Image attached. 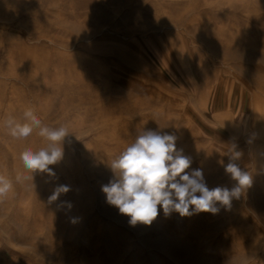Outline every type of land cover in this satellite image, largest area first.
Returning a JSON list of instances; mask_svg holds the SVG:
<instances>
[{"label": "rangeland", "instance_id": "obj_1", "mask_svg": "<svg viewBox=\"0 0 264 264\" xmlns=\"http://www.w3.org/2000/svg\"><path fill=\"white\" fill-rule=\"evenodd\" d=\"M29 108L69 132L51 172L20 159L39 129L5 126ZM147 130L175 135L210 189L235 187L239 153L251 186L131 225L102 187ZM0 176V264H264V0H0Z\"/></svg>", "mask_w": 264, "mask_h": 264}, {"label": "clouds", "instance_id": "obj_2", "mask_svg": "<svg viewBox=\"0 0 264 264\" xmlns=\"http://www.w3.org/2000/svg\"><path fill=\"white\" fill-rule=\"evenodd\" d=\"M23 117L24 123L14 117L5 121L10 134L16 138H26L34 129H39L38 135L47 141L46 146L38 151L28 147L21 152L20 159L25 169L32 174L36 171L51 172L49 166L63 157V141L69 135L67 128L42 126L31 108L25 110ZM238 156L239 153L230 156L225 166L226 173L237 182L235 187L210 189L202 170L186 171L192 160L176 148L175 135L159 130L143 131L111 161L113 178L102 187V191L110 205L130 217L131 225H150L158 215V208H162L166 215L173 211L181 216L191 215L192 212L215 213L218 211L216 202L227 206L233 197H238L242 190L251 186L252 177L235 163ZM11 187V182L0 176V196L5 195ZM67 191L66 186L58 187L50 201H55Z\"/></svg>", "mask_w": 264, "mask_h": 264}]
</instances>
